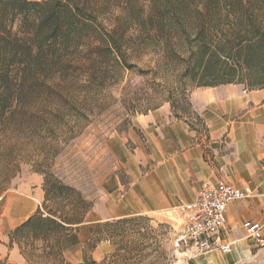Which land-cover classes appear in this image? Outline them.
I'll return each mask as SVG.
<instances>
[{"label":"trees","instance_id":"obj_1","mask_svg":"<svg viewBox=\"0 0 264 264\" xmlns=\"http://www.w3.org/2000/svg\"><path fill=\"white\" fill-rule=\"evenodd\" d=\"M138 40H150L155 55L150 89L164 93L167 85L174 108L190 84L264 88V0H0V215L29 155L20 147L26 126L29 138L44 133V156L34 162L44 175V202L10 232L32 261L71 264L62 238L92 208L52 172L61 136L80 125L71 90L119 83Z\"/></svg>","mask_w":264,"mask_h":264},{"label":"crops","instance_id":"obj_2","mask_svg":"<svg viewBox=\"0 0 264 264\" xmlns=\"http://www.w3.org/2000/svg\"><path fill=\"white\" fill-rule=\"evenodd\" d=\"M187 112L165 103L134 119V128L115 132L108 147L120 166L100 183V192L83 222L61 241L65 260L81 264L87 257L102 261L114 251L98 223L133 215L169 214L197 198L204 182L224 180L250 196L229 204L221 232L230 252H208L178 259L176 264H245L264 260V244L247 235L244 222H260L264 235V88L240 83L201 86L189 97ZM43 175L7 197L0 215V264H37L28 259L10 232L44 200Z\"/></svg>","mask_w":264,"mask_h":264},{"label":"rangeland","instance_id":"obj_3","mask_svg":"<svg viewBox=\"0 0 264 264\" xmlns=\"http://www.w3.org/2000/svg\"><path fill=\"white\" fill-rule=\"evenodd\" d=\"M130 53L129 60L133 67L125 68L119 83L98 82L90 87L72 88L76 100L72 103L70 112L75 113L73 117L80 121V125L76 133H69L70 137L69 134L61 136V151L52 160V172L55 176L77 188L91 202L92 207L99 196L102 180L120 170L116 158L109 150V137L115 132L134 128L136 116L165 103L172 105L174 100L169 97L167 85L161 86L164 93L150 89V66L155 65L150 40L147 43L136 41L134 50ZM197 87L201 86L190 84L185 95L177 97L176 110H189V97ZM25 129L26 134L21 136L20 147L29 155L21 163L4 194L2 212L7 207V197L28 182L35 172L40 173L34 162L44 156L40 146L44 133L40 131L29 138L27 126ZM43 202L44 200L42 204ZM98 224L94 227L95 231L100 230L102 236L110 239L114 251L102 261H96L97 264H176L179 258L184 260L192 255H185L182 250L174 247L173 237L179 228L169 214L133 215L122 221L116 219ZM37 264H59V261L49 257L38 259ZM245 264H264V260L253 258Z\"/></svg>","mask_w":264,"mask_h":264},{"label":"built area","instance_id":"obj_4","mask_svg":"<svg viewBox=\"0 0 264 264\" xmlns=\"http://www.w3.org/2000/svg\"><path fill=\"white\" fill-rule=\"evenodd\" d=\"M250 196L248 190L221 180L217 183L204 182L197 198L183 202L169 212L176 221L178 230L173 237V244L183 254L196 256L210 250L230 252L232 243L224 242L221 232L228 221L227 211L230 203ZM247 235L264 244L263 225L248 220L244 222Z\"/></svg>","mask_w":264,"mask_h":264}]
</instances>
